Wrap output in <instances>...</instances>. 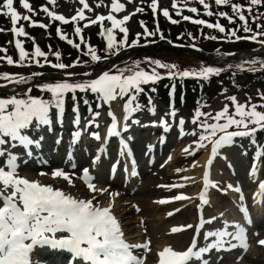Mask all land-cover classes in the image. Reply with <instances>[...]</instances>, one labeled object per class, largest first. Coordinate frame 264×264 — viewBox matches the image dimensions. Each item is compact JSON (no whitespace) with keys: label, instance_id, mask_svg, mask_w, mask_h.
Wrapping results in <instances>:
<instances>
[{"label":"snow or ice","instance_id":"snow-or-ice-1","mask_svg":"<svg viewBox=\"0 0 264 264\" xmlns=\"http://www.w3.org/2000/svg\"><path fill=\"white\" fill-rule=\"evenodd\" d=\"M198 3L203 12L197 7H189L190 3ZM217 8L230 7L231 15L226 11H213L212 3L209 0H171V10L168 7H161L160 0H150L145 4V0H126L127 5H133V11L127 12L126 3L122 0H111L110 5L105 0H97L95 8L90 6L88 0H78L81 7L77 8L75 14L70 18L65 15L50 10L48 5L58 6V0H46V5L40 7L50 22H59L61 25L72 23L74 26L73 35L78 38L79 43L69 39L64 34L61 27H57L56 34L61 41H66L75 48L82 56L90 58L83 61L100 62L108 60L112 56H119L122 50L134 48L139 45L141 39L147 43H154L155 38L159 36L164 41V36L159 26V16H163L170 24L177 25L181 21L190 22L193 25L201 26V35L203 39L224 42L249 41L264 47V12H259L260 7H264V0H247L246 4L234 3L233 0H213ZM21 7L30 15L21 16L14 8V0H3L0 9V15L10 18L11 33L14 39V47L18 53V59L14 60L11 56H0V62H5L8 66L15 67H51L56 70H64L67 79L63 81L37 84L36 88L40 93L46 94L33 96L32 87H28L23 94H18L13 89L12 94L7 97H0V158L4 159L0 165V264H37L31 259L32 254L43 248L51 250L67 251L71 254L73 261H82V264H146L147 254L151 252V240L147 238L145 228V239L140 243L129 242L125 238L121 221L115 216L112 205L101 207L99 203H94L96 197L81 198L79 195H73L63 189L55 188L53 185L41 183L38 180H29L19 174V168L22 163H26L21 155L31 158L34 150L42 148V142L45 137L43 131L46 128L51 134L54 131L53 110H55V124L63 125V119L66 113V98L71 94L73 100L72 106V125L73 132L70 134V143L66 147V156L71 160L74 151L80 145L82 136L87 134L91 139L97 142L103 140V143L97 148L92 165H98L102 158H109L107 154V145L111 138H117V159L113 162L111 171L116 173L119 170L121 161L124 160L130 167H125L124 171L128 172L131 177L138 174L135 154L132 151L131 143L135 138L126 135L130 132L132 126L159 127L164 134L170 132L173 127L178 128L179 138L185 136L193 137L190 146L183 147L182 154L185 156H194L198 150H205L208 155L204 165L193 162L191 169L202 168V190L196 197L186 194H177L171 199L161 198L154 203L165 205L171 202L179 201H196L197 222L195 224H186L174 226L170 233L176 234L182 231L191 230L193 236L186 250L176 251L171 246H165L158 252V264H211L210 254L215 251H232L240 248L247 251L249 243L246 237V229L239 222L229 221L225 218V213L219 215L204 216L203 212L211 204L210 190H215L222 194L234 192L238 194L240 204L239 212L244 217L245 223L251 226L250 210L245 206V196L243 195L242 182L235 186L233 183L222 184L215 182L210 178L211 169L217 159L227 160L223 150L238 146L242 155L247 154V148L242 143L247 139L249 144L255 147L252 157V164L247 176L253 182L257 181L258 171L264 166V144H259L257 134L264 131V102L253 103L251 99H246L244 103L239 102L235 95L226 96L225 99L230 103L212 112H205L201 109L203 103L197 107L190 121L183 117L179 118L178 123L175 121L178 116V109L175 106V85L170 88L169 92V110L157 122L155 120L148 124H141V121L134 118L137 113L147 111L150 115L157 114V108L152 97H146L147 104L140 102V97L145 93V86L156 84L162 79L184 80L193 78L200 81H210V78L218 77L224 71L223 68L213 66H202L199 70H179L176 64L162 62L158 59L145 58L143 62L134 61L125 67L113 66L112 69L104 71L97 78L81 82H70L76 73L67 72L68 69L77 67L81 64L78 57L72 64L62 62V54L59 50L53 51L49 45L46 53L35 43V38L30 37L23 26H17L20 20L28 22L30 27H39L41 29L49 28V25L32 20L33 15L39 13L26 2L20 0ZM101 7L108 8V14L97 13L94 18L86 15L93 13ZM145 8L151 11L155 22L154 30L147 27L145 21L140 20L139 25L143 29L137 32L135 38L129 42L130 29L127 26L133 16L145 13ZM193 14L192 16L184 15V12ZM127 13L121 18L114 14ZM247 13L248 15H245ZM173 15L180 19L173 18ZM198 16L213 17L216 22L212 23L203 18H194ZM221 19H226L229 25L235 27L226 28L220 23ZM237 20L240 22L237 24ZM86 21L83 27L79 26L80 22ZM110 23L106 27L104 22ZM100 25L98 35L104 40V49L98 50L85 39L84 29L93 25ZM255 25V28H253ZM222 34V36H204L202 28ZM118 30L122 34L121 39H117L115 34ZM8 29L0 28V33ZM243 32L245 35H239ZM50 36V33H49ZM190 39L196 37L188 33ZM20 37L30 39L33 42L31 52L26 50ZM183 39L182 36L177 37ZM168 43H172L168 41ZM147 46V44L143 45ZM181 46V45H177ZM195 48V45H192ZM198 50V49H197ZM7 49L0 47V53H6ZM219 51V50H217ZM102 53V54H101ZM49 55L54 57V61L49 60ZM227 55L234 56L235 53ZM148 65L147 69L141 65ZM248 65V67H246ZM259 65V69L254 67ZM231 67V65H229ZM163 70V71H161ZM264 71V59H251L244 64L237 66V71ZM89 76L90 73H84ZM43 76L41 72H33L30 76L19 73H0V89L8 88L9 85H27L30 80ZM155 88L149 89V92H155ZM77 93L85 94L82 97L83 105L87 110V116L82 117L80 111V101ZM94 96V101L90 102L87 94ZM258 98L264 101V92L258 91ZM120 101L123 104L120 105ZM95 103L94 110L92 103ZM121 108L122 118H118L113 104ZM108 108L106 113L109 123L106 127V134L102 138L99 131H90V129H99L100 120L104 113L100 110ZM90 117V118H89ZM191 123L194 127L186 130V123ZM231 129V130H230ZM40 132L38 137L30 136L28 133ZM63 142V137L57 134L56 145ZM160 143L166 142V137L162 136ZM7 146V147H5ZM21 147L23 154H17L13 149ZM153 146L147 145L145 155L152 151ZM86 151V146L84 149ZM172 159L171 156L168 158ZM231 167V165H229ZM75 167V165H73ZM164 167V165H161ZM190 169L177 168V174L189 171ZM80 179L86 185L87 189L101 194L107 189H97L94 177L90 175L89 168H83ZM46 176L47 173H39ZM73 173L63 169H56L51 173L53 179H63L70 188H74ZM181 183L169 185H157L158 188L168 190L183 189L187 182L196 183L195 177L181 176ZM254 204L264 206V180L258 182V191L253 196ZM137 212L140 211L137 205H133ZM181 209H175L167 213L169 217L175 215ZM143 224V221H141ZM259 235V233H254ZM201 237L204 241L201 244ZM257 245L264 247V239L257 240ZM143 250V252H140ZM243 257H237V261ZM222 259V257H219Z\"/></svg>","mask_w":264,"mask_h":264},{"label":"rangeland","instance_id":"rangeland-1","mask_svg":"<svg viewBox=\"0 0 264 264\" xmlns=\"http://www.w3.org/2000/svg\"><path fill=\"white\" fill-rule=\"evenodd\" d=\"M33 9H35L39 15H33L31 18L34 21L43 22L47 25H49L48 29H57V27H68L70 29V34L73 35L74 26L72 23H69L67 25H61L59 22H50L49 19L46 17V15L43 12H40V7L42 5H46V0H26ZM97 0H88V3L90 6L95 8ZM111 0H105L106 4L110 5ZM122 2L126 3V0H122ZM139 2V0H137ZM150 2V0H145V4ZM210 3H212V10L213 11H221L220 8H217L215 6L213 0H209ZM234 3H241L246 4L247 0H233ZM161 7H168L171 10V0H160ZM3 4V0H0V5ZM189 7H197L201 12H203L202 7L198 3H190L188 5ZM50 10L56 11L57 13L65 15L67 18H70L72 15L75 14V11L77 8L81 7L78 3V0H58V6H51L48 5ZM127 12L133 11L134 6L133 5H127ZM14 8L16 11L21 15H30L24 8L21 7L20 0H14ZM225 8L229 13L231 14V8L230 7H221ZM0 11H6L3 9H0ZM259 12H262L261 8L258 9ZM99 14H108V8L107 7H101L99 9H96L93 13H87L86 15L94 18L95 15ZM145 13L149 14V18L153 15L150 10L145 8ZM127 13H119L114 14L117 16V18H121L123 15ZM184 15L192 16L193 14L184 12ZM143 15V18L141 17ZM245 15H248L245 13ZM148 15L143 14H137L136 16H133L128 23V27L130 29V42L132 38H135V35L137 32H142L143 29L139 25V21L146 20V17ZM175 19H180V17H177L173 15ZM0 18L3 21L2 24H0V28L8 29V31L0 33V47L6 48V53H0V56H11L14 60L18 59V53L14 47V39L13 35L10 31L11 29V22L10 18L0 15ZM194 18H203L207 20L206 16H198ZM225 22H228L226 19L222 20ZM86 21L80 22L81 27H83V24ZM154 22V21H153ZM264 20H261L260 23H263ZM155 23V22H154ZM181 23H184L187 25L186 28H189L191 30V34L196 35V39L202 40L201 35V26L193 25L190 22L181 21ZM179 23V24H181ZM106 27H110V23L105 21L104 22ZM188 24H190L193 27H188ZM155 25V24H154ZM178 25V24H177ZM177 25L170 24L163 16H159V26L162 30V32L165 31V29H173ZM23 26L25 31L28 33L30 37L35 38V43L38 45L43 41L44 39V33L45 29H41L39 27H30L28 22L20 20L18 25ZM147 27L150 30H154V27L148 26ZM226 27V26H225ZM47 29V31H48ZM64 34L68 33L69 31H66L62 28ZM100 31V25H93L90 26L87 29H84L83 35L86 37L85 39L89 41L87 36L89 33H93L94 37L99 36L98 33ZM185 31L181 34L180 31L172 33V35L165 36L166 39L164 41H161L159 39V36L152 38L155 40L154 43H147L149 47L154 48L153 51L147 52V55H142L141 62L145 60V58H152V59H158L162 62L166 63H172L176 64L178 66V69L183 70H199L202 66H213L214 63H209L210 61H213V56L216 55V51L219 50L222 53L225 52H231L233 50H236L237 53H241V49H239V45H242L243 43H247L249 45V41H242V44L230 43V42H214L213 45L204 43L205 47L200 50L199 46H196L195 44H190L187 41L188 33H190L188 30L186 31V36L183 35ZM202 33L204 36H209V29L206 27L202 28ZM116 35H119L118 30L115 33ZM214 34H219L214 30ZM121 35V34H120ZM129 35V36H130ZM57 36V34H56ZM74 36V35H73ZM171 36V37H170ZM182 36L183 39L178 40L177 37ZM202 39H200L199 37ZM24 43V46L26 50L29 52L33 49V42L30 39H25L23 37H20ZM76 40H78L76 38ZM79 41V40H78ZM104 41V40H103ZM168 41H171L172 43H168ZM241 42V41H240ZM252 45H249L252 50L254 48L255 51L261 50L258 48L260 46L257 43L250 42ZM140 44V43H139ZM201 43L200 45H202ZM181 45V46H177ZM192 45H195V48L192 47ZM144 47V46H143ZM149 47L147 49H149ZM167 47V48H163ZM261 47V46H260ZM139 45L134 48H130L131 50L138 49ZM264 48V47H261ZM129 49V48H128ZM129 49V50H130ZM151 49V48H150ZM198 49V50H197ZM53 50V49H52ZM171 50L173 53H169ZM204 50H208L207 52H204ZM240 50V51H238ZM218 51V52H219ZM172 54L169 55V54ZM213 55V56H212ZM175 56V57H173ZM203 57L204 60L199 59V57ZM200 57V58H201ZM216 57V56H215ZM215 59V58H214ZM249 59V58H247ZM261 59V57H260ZM264 59V56H263ZM218 60V59H216ZM246 60V59H245ZM109 61V59H108ZM207 61V63H206ZM237 61V60H236ZM233 62L237 64V62ZM145 69H147L148 65L143 64L141 65ZM259 65H255L254 67H257ZM248 67V65H246ZM44 68V67H43ZM37 69H42L41 67L37 66H30V67H15V66H8L5 62H0V73H19L25 76H30V74ZM38 71V70H37ZM163 71V70H161ZM14 87L13 85H9L8 88L2 89L0 91V97H7L8 95L12 94ZM17 89V88H16ZM15 89V90H16ZM258 91L264 92V84H257L255 86L249 85L244 86L243 88H223V90L216 95V97L211 101L210 104L204 105V107L201 109L205 112H212L213 114L215 111L220 110L225 103H230L225 99L226 96H232L235 95L239 102L244 103L246 99H251L253 103H262L264 101H260L258 98ZM224 96V98H223ZM156 108H157V114L155 116L150 115L147 111H141L140 113H137L134 118H137L141 121V124H148L151 121H159L161 117L164 116V114L169 110V107H164L161 103H158L156 100H154ZM123 104V101H120V105ZM113 109L115 110L117 117L122 118V111L119 106H117L115 103L113 104ZM179 109L178 116L176 117L175 121H171V118L166 117L170 120V122L177 124L179 118L183 117L186 121H190L191 116L193 115L192 109ZM97 110V109H96ZM264 111V109H258ZM80 111L82 114V117L87 116V113L82 110L80 107ZM104 113L102 116L100 123L101 127L99 129H90V131H99L101 133L102 138L105 136L106 133V127L109 123V118L107 117L106 113L108 111V108L105 107L104 109L100 110ZM73 113L72 108L66 107V113L63 119V125L58 126L55 124V110H53V127L54 131L49 134L47 132V129L45 128L43 131V135L45 137L44 141L42 142V145H44V142L46 143H55V140L57 138V134L63 137V142H66L67 146L70 143V134L73 132V125H72V119H73ZM90 118V117H89ZM194 126L189 122L186 123L185 129L191 130ZM231 130V129H230ZM30 136L38 137L41 135L40 132L28 133ZM126 135H131L135 138L134 142L131 143L132 151L135 154V160L137 162V170L138 174L136 177H131L128 172L124 171L125 167H129L130 164H128L126 161L122 160L121 164L119 166V170L116 173H113L111 171V167L113 162L117 159V146L118 142H115V138H111L110 143L107 145V154L109 158H102L100 163L93 167L92 165V158L95 155V152L97 148L100 146L101 143H103V140L100 142L95 141L94 139H91L87 134H84L82 136L83 140H87L86 144L84 146H90L86 147L89 148V152L84 154V150H81V153L84 154V157L77 156L79 159H81L79 162L80 164H72V163H66L65 160L67 157L63 158L60 156V159L58 158L56 160L57 164L55 165L53 162L52 164H49L46 162V165L40 161V159H37L36 154L33 153V160L27 161V158L24 155H21L22 159L26 160V163H22L19 168V174L23 177H26L29 180H38L40 182H43L44 179L52 178L51 173L56 169H63L65 168L66 163L68 168L65 170L69 173H73V180L75 187L70 188L66 181L63 179L57 178L53 179L50 182H47L46 184L53 185L55 188L63 189L66 192H70L73 195H79L81 198H92L93 196L96 197V200H94V203H99L101 207H108L110 204L112 205L113 200L117 202V206H115V209L113 207V213L116 215V217L122 221V228L125 233V238L132 243H140L143 242L145 239L144 230L146 228L147 230V238L151 240V252L147 254L146 258V264H158V252L161 251L165 246H171L176 251H183L187 243L189 242L192 231H182L180 233L172 234L170 233V229L174 226H182L186 224H195L197 222V207L196 205L199 203L198 200L196 201H179V202H171L165 205H159L157 203H154V201L161 199V198H168L171 199L177 194H186L188 196L196 197L198 193L202 190L201 188V179L199 177L201 167H197L195 169H191L190 166L192 163L198 162L199 165L202 166L201 162L203 161L202 158L207 152L203 149L198 150L196 155L194 156H185L182 154L183 147L190 146L191 141L194 139L190 136H185L184 138H179L178 136V128L173 127L169 133L164 134L162 132V129L159 127H143V126H132L130 129V132ZM162 136L166 137V142L160 143V139ZM66 137H68L66 139ZM173 142V143H172ZM61 143V144H62ZM242 143L245 145V148H247V154L242 155L243 149H241L238 146H233L231 148H225L223 150L224 155L227 156V160L224 159H217V161L214 163V173L211 176V179L215 182H219L222 184L227 183H233L235 186L238 182H242V188H243V195L245 196V206L250 210V222L251 226H248L246 223L242 224L241 219V213L239 212V201H238V194L234 192H228L227 194H222L220 192H217L215 190H210L211 193V204L206 207V209L203 212L204 216H212V215H219V213L224 212L225 218L230 221H237L246 229V237L247 241L249 243V247L247 251L237 248L232 251H221L219 253L213 251L210 254V257L206 256V259H210L211 264H226L232 262L235 258L242 256L243 258L240 259L237 263L233 264H264V247L257 245V240L264 239V206H257L253 203V194L256 190V187L258 186V182L260 180H263L264 177L262 176V167L258 171L257 181L253 182L250 180L247 176V173L251 167L252 164V157L255 152V147L251 146L249 144V141L247 139L243 140ZM152 145V151L145 155L146 152V146ZM7 147V146H5ZM62 146L58 145V148ZM60 149V148H59ZM56 150V149H55ZM58 150V149H57ZM139 150V151H138ZM12 151H16L15 153L23 154L24 150L21 147L15 148ZM77 151V150H76ZM34 152L37 153V150H34ZM78 152V151H77ZM143 152V153H142ZM142 154V155H141ZM53 155H56V153H53ZM145 156V157H144ZM169 156L172 157L171 160H169ZM36 157V158H35ZM4 162L3 158H0V165H2ZM33 162V163H32ZM64 162V163H63ZM75 165V167H73ZM161 165H164V167H161ZM231 165V167L229 166ZM23 166V167H22ZM89 168L90 175L94 177V183L97 187V189H107L106 192L101 194L99 191L96 193L90 192L86 185L82 182L80 179V176L82 175V169ZM82 168V169H80ZM177 168H185L190 169L189 171H184L179 174L175 172V169ZM145 173L146 176H153V180L150 181V185L152 188V192H150L147 196H141L139 197L137 193L141 190L143 187L145 181L142 180L140 172ZM44 172L47 173L46 176H41L39 173ZM189 173V175H188ZM181 176H192L195 177L196 183L187 182V186L183 189H174V190H168L166 188H158L157 185H169L173 183H181L183 181L180 180ZM133 205H137L140 209L139 212L136 211L135 208H133ZM117 208V209H116ZM175 209H181V211L177 212L175 215L169 217L167 213L174 211ZM118 212V213H117ZM233 215L235 218H233ZM231 216V217H230ZM141 221H143V224H141ZM254 233H259V235H254ZM186 235V238H183V235ZM191 235V236H190ZM188 237V238H187ZM204 241L201 237V244H203ZM250 250V251H249ZM140 252H143V250H140ZM225 252V253H224ZM37 252L33 253L31 256V259L34 262H37V264H51L52 261L49 259H43L38 258L36 255ZM233 254V255H232ZM219 257H222V259H219ZM54 261V260H53ZM67 259L61 260V262H53L55 264H66ZM195 264V262H193ZM231 264V263H230Z\"/></svg>","mask_w":264,"mask_h":264},{"label":"trees","instance_id":"trees-1","mask_svg":"<svg viewBox=\"0 0 264 264\" xmlns=\"http://www.w3.org/2000/svg\"><path fill=\"white\" fill-rule=\"evenodd\" d=\"M260 8H261L262 12H264V7H260ZM220 10L226 11L229 13V11H227L225 8L220 7ZM144 15H148L146 17L145 23L148 26L154 27L155 23L153 22L154 20L152 19V17L149 18L148 13H144ZM141 17L143 18V15H141ZM207 20L212 22V20L209 18H207ZM222 20H224V19H221L220 23L222 25L226 26V28L236 26V25H229L228 22H225ZM3 21L4 20H2L0 18V24L3 23ZM236 23L239 24L240 22L237 20ZM186 24L181 23V24H178L177 26H175L173 29H169V30L165 29L163 34L165 36H169V35H172V33H174V31H176V32L180 31L181 34L183 33V31H185L183 35L186 36L187 30L191 33V30H189V28H186L187 27ZM188 27H193V26L188 24ZM62 28L66 31H69L68 33H66V35L68 36L69 39H73L74 42L79 43V41L76 40V37L70 34L71 31L68 27H62ZM253 28H255V25H253ZM49 33H50V36H49ZM209 34H210L209 36H212V35L222 36V34H220V33L214 34V30H210V29H209ZM238 34L239 35H245L242 31ZM44 35L45 36H44L43 41H41V43L38 44V46L41 48V50H43L47 53L49 50V47H48L49 45L51 46L53 51L59 50L62 54V62L65 64H72L74 61L77 60L78 57L80 58L81 64L79 66L73 67V68H70L67 70V72L76 73V75L71 78L70 82L87 81L88 76L84 75V73H86V72L90 73L92 75L93 71H95L97 73L98 72H104V71H108L109 69H112L113 66L125 67L127 65H130L134 61H141L142 55H147L146 54L147 52L153 51V49H154L152 47H149L150 45L143 47V45L147 44V42L144 39H141L139 42L140 44H139L138 49L125 50L119 56H112L109 59V61L107 60V64L103 68H101V67H99L100 62H89L87 64L83 63V61L89 60L90 58L82 56L81 53H79L75 48H73L71 45H69L66 41H61L56 36V29H52V28L48 29V31H45ZM87 36H89L88 42L93 47L97 48L98 50L104 49V43L105 42L103 41V39L100 36H96V38H95L93 33H89ZM192 36L195 37L196 35L192 34ZM121 38H122L121 36L117 35L118 40ZM199 38L202 39L201 37H199ZM187 41L190 44H195L196 46H199L200 50H202L205 47L204 43L213 45L214 42H216V43L224 42L222 39L218 40V41H212V40H207V39L192 40L189 38V36L187 37ZM129 42H130V37H129ZM201 43H203V44L200 45ZM236 43L242 44V42H236ZM247 45L248 44L243 43L242 45H239V49L249 48ZM249 45H252V44L249 42ZM148 47H149V49H147ZM163 48H167V47H163ZM169 51H170L169 53H173L171 50H169ZM207 51L208 50H204V52H207ZM169 55L172 56V54H169ZM215 56H213L215 58L214 60L220 59V58L224 59V58L229 57V55H227L224 52L222 53L221 51H219V52L216 51ZM173 57H175V56H173ZM200 57H199V59L204 60L203 57H201V58ZM254 58L260 59V56H254V57H251L249 59L243 60L239 64L227 63L225 65H220V66L213 65V67L223 68L224 71L220 74V76L210 78V81H200V80H196L193 78H187L184 80H169V79L165 78V79L158 81L154 85L149 84V85L145 86V93L143 95H141L140 102L142 104L146 105V103H147L146 97L150 96L154 99L156 98L158 100V102L166 105L167 100H168L167 94L170 91V88L173 85H175V89H176V91H175V106H176V108H180V109H184V110L192 109L194 111L197 107L200 106L201 103H203V105L210 103L211 99L214 98L217 94H219L223 90V88H232V87L233 88H243L244 86H249V85L255 86V85L261 84V83L264 84V71H259V70L256 72L237 71L238 65L244 64L245 61H249V60L254 59ZM261 59H263V57H261ZM49 60L55 62L54 57H52L51 55H49ZM206 63H207V61H206ZM210 63L211 62H209L207 64H210ZM229 65H231V67H229ZM256 68L259 69V66H257ZM37 70L34 72H41V73H43V76L31 79L30 83H29L30 85H25V86L27 88L28 87L33 88V91L31 93L33 96L45 95V98H47L46 94L40 93L37 90L36 85L42 84V83L63 81L61 79L55 78V76H53V77L46 76L47 72H50V73L54 72V74L58 73V74H61V76H63V77L66 76V72L64 70H56L53 68L51 69L48 66H45L44 68L37 69ZM91 75H89V76H91ZM81 77H84V79H82ZM151 88H155L156 91L155 92H149V89H151ZM24 90L25 89L21 90V92H22L21 95L23 94ZM84 96H85V94L77 93V97H78L81 105H83L82 97H84ZM86 98L90 102L94 101V96L90 93L87 94ZM66 104L67 105H73V100L71 98V94H69L67 96ZM93 104H94V102L92 103V107L94 108ZM257 140H258L259 144H264V131L258 132Z\"/></svg>","mask_w":264,"mask_h":264},{"label":"bare ground","instance_id":"bare-ground-1","mask_svg":"<svg viewBox=\"0 0 264 264\" xmlns=\"http://www.w3.org/2000/svg\"><path fill=\"white\" fill-rule=\"evenodd\" d=\"M84 136V135H83ZM85 137V136H84ZM83 139V138H82ZM173 143V142H172ZM18 148V147H17ZM139 151V150H138ZM16 152V151H15ZM143 153V152H142ZM19 154V153H18ZM208 154V153H207ZM207 154H205L204 156H203V158H202V162H201V164L203 165V162L206 160V156H207ZM142 155V154H141ZM145 157V156H144ZM27 161H31V160H33V157H31V159H26ZM33 163V162H32ZM215 165H213V167H212V169H211V174H210V178H211V176L213 175V173H214V167ZM23 167V166H22ZM130 167V166H129ZM200 173H202V169H201V171H200ZM140 174H141V178H142V180H144L145 181V183H144V185H143V187L141 188V190L137 193V195L139 196V197H141V196H147L150 192H152V188H151V185H150V181H152L153 180V176H146L145 175V173H144V171L143 172H140ZM188 175H189V173H188ZM213 179V178H212ZM52 180V178H48V179H44L43 180V182H41V183H44V184H46L47 182H50ZM261 181V180H260ZM258 191V186L256 187V190L254 191V194L256 193ZM253 194V195H254ZM253 203H254V201H253ZM117 204V202L116 201H114L113 200V203H112V209H113V207H114V209H115V206H117L116 205ZM117 209V208H116ZM118 213V212H117ZM116 216V215H115ZM231 217V216H230ZM233 218H235L234 217V215H233ZM230 221V220H229ZM122 222V221H121ZM237 222V221H236ZM243 222V221H242ZM245 222H243L242 224H244ZM191 236V235H190ZM183 238L185 239L186 238V235L184 234L183 235ZM188 238V237H187ZM250 246V245H249ZM250 251V250H249ZM60 254H62V251L61 252H59ZM225 253V252H224ZM233 255V254H232ZM54 261H52V263L51 264H55V263H53ZM238 261H237V259L235 258L232 262H230L231 264H233V263H237ZM230 263H226V264H230ZM239 264V263H238Z\"/></svg>","mask_w":264,"mask_h":264}]
</instances>
